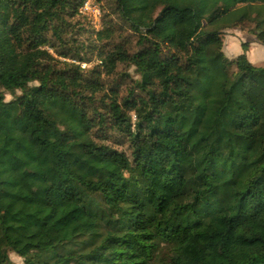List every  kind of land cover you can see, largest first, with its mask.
<instances>
[{"label":"trees","instance_id":"16d2710c","mask_svg":"<svg viewBox=\"0 0 264 264\" xmlns=\"http://www.w3.org/2000/svg\"><path fill=\"white\" fill-rule=\"evenodd\" d=\"M92 1L97 32L87 0H0V264H264V67L223 52L264 47V1Z\"/></svg>","mask_w":264,"mask_h":264},{"label":"rangeland","instance_id":"374dc122","mask_svg":"<svg viewBox=\"0 0 264 264\" xmlns=\"http://www.w3.org/2000/svg\"><path fill=\"white\" fill-rule=\"evenodd\" d=\"M256 2H263L264 0H254ZM140 2H148L153 7H159L166 4L177 9H191L194 12L196 19L200 22L207 21L213 14L228 10L232 7L231 0H127L126 16L130 21L135 24L142 25L140 20L130 16V8ZM93 7H97L94 1L91 0L88 3L87 9H82L81 13L84 16L86 22L96 32L101 31V22L99 23L94 19ZM101 15L99 16V20ZM223 52L228 59H233L242 54L241 45L247 44L249 50L246 54L248 61L256 68L264 67V47L259 45L254 37L241 32L240 30L227 31L223 37ZM238 52V55L236 54ZM81 67H89L88 65H82ZM0 93L8 102L12 97L3 89H0ZM19 94L17 93L16 96ZM74 199L72 195H67L65 200V207L60 211L55 220L48 226L45 233L51 243H56L66 236L71 234H77L80 231V223L77 219V215L71 210V205ZM204 249L197 248L193 254L196 259V264H225L224 260H218L213 262H206L203 255ZM10 262L12 264H22V260L14 254L9 255Z\"/></svg>","mask_w":264,"mask_h":264},{"label":"built area","instance_id":"2783aa9c","mask_svg":"<svg viewBox=\"0 0 264 264\" xmlns=\"http://www.w3.org/2000/svg\"><path fill=\"white\" fill-rule=\"evenodd\" d=\"M91 0H87V2L85 3V5L83 6L84 9H87L88 7V3H90ZM93 12L95 13V16L93 14L94 19L99 23V16H100V11L98 7H93Z\"/></svg>","mask_w":264,"mask_h":264},{"label":"crops","instance_id":"0c3cea01","mask_svg":"<svg viewBox=\"0 0 264 264\" xmlns=\"http://www.w3.org/2000/svg\"><path fill=\"white\" fill-rule=\"evenodd\" d=\"M236 54L238 55V52H236Z\"/></svg>","mask_w":264,"mask_h":264}]
</instances>
